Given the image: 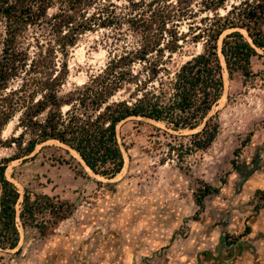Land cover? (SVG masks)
Instances as JSON below:
<instances>
[{
	"label": "trees",
	"instance_id": "16d2710c",
	"mask_svg": "<svg viewBox=\"0 0 264 264\" xmlns=\"http://www.w3.org/2000/svg\"><path fill=\"white\" fill-rule=\"evenodd\" d=\"M230 1L0 0V148L13 149L0 158V249L17 247V219L46 235L75 209L48 195L25 190L21 196L6 176L8 163L25 160L38 145L55 141L107 179L123 168L117 127L128 119L193 132L188 144L170 145L180 154L211 146L220 126L209 114L223 95L224 71L229 78H250L251 60L264 50V0L227 6ZM97 29L114 31L108 61L85 83L63 92L70 50ZM187 41L202 51L171 71L173 55ZM12 121L15 132L4 139ZM217 190L207 184L197 190L199 210Z\"/></svg>",
	"mask_w": 264,
	"mask_h": 264
},
{
	"label": "rangeland",
	"instance_id": "374dc122",
	"mask_svg": "<svg viewBox=\"0 0 264 264\" xmlns=\"http://www.w3.org/2000/svg\"><path fill=\"white\" fill-rule=\"evenodd\" d=\"M3 37L1 23L0 52ZM114 37L97 29L79 38L63 92L99 73ZM201 51L187 41L170 70ZM251 69L248 79L224 71L223 95L209 114L220 129L205 151L180 154L170 145L188 144L193 132L132 118L117 127L124 164L112 179L86 170L74 151L55 141L8 163L6 176L21 196L25 190L48 195L75 209L46 235L17 219L19 242L0 249V264H264V50H257ZM15 124L5 127L4 139ZM11 155L13 149L0 148V158ZM205 184L218 190L199 210L195 195Z\"/></svg>",
	"mask_w": 264,
	"mask_h": 264
},
{
	"label": "bare ground",
	"instance_id": "6f19581e",
	"mask_svg": "<svg viewBox=\"0 0 264 264\" xmlns=\"http://www.w3.org/2000/svg\"><path fill=\"white\" fill-rule=\"evenodd\" d=\"M73 150H71V152H72ZM73 153V152H72ZM74 154V153H73ZM78 155V154H77ZM76 157V156H75ZM78 157H79V155H78ZM80 158V157H79ZM80 161H81V159H79ZM82 162V161H81ZM83 163V162H82ZM84 164V163H83ZM86 167V166H85ZM86 169L88 170V171H90L87 167H86ZM91 172V171H90Z\"/></svg>",
	"mask_w": 264,
	"mask_h": 264
}]
</instances>
